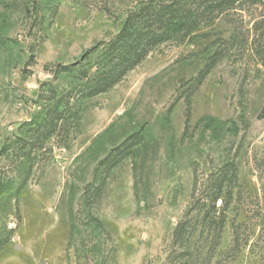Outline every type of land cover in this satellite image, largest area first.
<instances>
[{
    "label": "rangeland",
    "instance_id": "374dc122",
    "mask_svg": "<svg viewBox=\"0 0 264 264\" xmlns=\"http://www.w3.org/2000/svg\"><path fill=\"white\" fill-rule=\"evenodd\" d=\"M170 1L0 0V264H264V0Z\"/></svg>",
    "mask_w": 264,
    "mask_h": 264
},
{
    "label": "trees",
    "instance_id": "16d2710c",
    "mask_svg": "<svg viewBox=\"0 0 264 264\" xmlns=\"http://www.w3.org/2000/svg\"><path fill=\"white\" fill-rule=\"evenodd\" d=\"M187 1L188 0H172L169 3L159 5V11L164 13L162 18H165L166 21H174L171 23L172 29L180 27L178 31H181V28L195 23L196 20L202 18L209 9H226L235 6V4H253L262 0H192L190 1V6L193 4V6H195H192L193 8H187L185 6V2ZM133 17H135V12H130L128 17H126L125 23L127 24Z\"/></svg>",
    "mask_w": 264,
    "mask_h": 264
},
{
    "label": "water",
    "instance_id": "95a60500",
    "mask_svg": "<svg viewBox=\"0 0 264 264\" xmlns=\"http://www.w3.org/2000/svg\"><path fill=\"white\" fill-rule=\"evenodd\" d=\"M90 264H94V263H90Z\"/></svg>",
    "mask_w": 264,
    "mask_h": 264
}]
</instances>
